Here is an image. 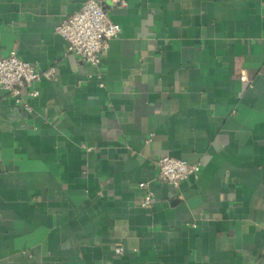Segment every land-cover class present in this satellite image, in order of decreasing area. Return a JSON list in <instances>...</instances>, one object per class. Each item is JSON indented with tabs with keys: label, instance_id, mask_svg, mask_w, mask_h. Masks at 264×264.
<instances>
[{
	"label": "crops",
	"instance_id": "0c3cea01",
	"mask_svg": "<svg viewBox=\"0 0 264 264\" xmlns=\"http://www.w3.org/2000/svg\"><path fill=\"white\" fill-rule=\"evenodd\" d=\"M84 2L0 0V56L56 68L0 88V264H264V0H102L99 67L56 30Z\"/></svg>",
	"mask_w": 264,
	"mask_h": 264
},
{
	"label": "built area",
	"instance_id": "2783aa9c",
	"mask_svg": "<svg viewBox=\"0 0 264 264\" xmlns=\"http://www.w3.org/2000/svg\"><path fill=\"white\" fill-rule=\"evenodd\" d=\"M119 5L127 4V0H116ZM56 30L67 41L65 54H76L92 66L99 67L104 55L111 46V41L121 32V25L109 15L102 0H85L82 7L66 17L56 26ZM55 66L46 70H38L36 65L22 59L17 48H12L7 55L0 56V88L15 98L18 105L31 109L23 96L25 93L33 97L40 92L34 84L43 77L54 78ZM244 77V76H243ZM158 178L167 181L176 187L187 178H198L200 164L175 156L166 155L158 161ZM150 191L142 201L145 206L152 204Z\"/></svg>",
	"mask_w": 264,
	"mask_h": 264
}]
</instances>
